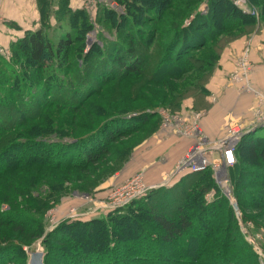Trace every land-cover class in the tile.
I'll use <instances>...</instances> for the list:
<instances>
[{
  "label": "trees",
  "instance_id": "1",
  "mask_svg": "<svg viewBox=\"0 0 264 264\" xmlns=\"http://www.w3.org/2000/svg\"><path fill=\"white\" fill-rule=\"evenodd\" d=\"M37 1L40 27L26 31L10 45V58L0 54V264H27L26 246L41 237L45 264H259L245 238L235 245L239 240L233 238L232 226L239 220L233 206L224 222L220 219L223 201L207 204L205 194L215 187L211 168L187 173L173 186L150 190L104 216L65 220L46 235L48 200L34 196L16 174L36 168L32 180L46 172L52 186L59 170L99 169L102 160H112L111 155L119 156L121 162L127 148L121 143L115 150L114 144L154 123L159 114L156 106L169 97L180 98L179 104L192 98L195 106L205 108L207 84L223 50L249 34L234 35L233 31L254 27L255 16L234 0H209L206 13L198 11L204 0H114L121 11L105 5L98 11L99 22L110 25L116 36L106 37L103 29L98 43L88 50L92 25L86 10L62 0L59 18L70 20L73 30L54 42L48 35L54 0ZM248 4L261 12L264 26V0H248ZM115 74L123 79L149 74L151 84L163 90L144 88L151 97L144 100L145 109L124 107L83 137H53L54 131L63 128L59 112L51 110L78 112L94 95L90 91L94 82L109 81ZM74 123L70 126L76 127ZM240 156L245 168L241 166L239 176L232 179L235 197L243 195L242 205L264 218V171H260L264 169V137L244 136L236 149L237 162ZM252 164L254 168H248ZM159 192L174 196L173 210L147 204ZM246 217L242 213L243 221Z\"/></svg>",
  "mask_w": 264,
  "mask_h": 264
},
{
  "label": "rangeland",
  "instance_id": "2",
  "mask_svg": "<svg viewBox=\"0 0 264 264\" xmlns=\"http://www.w3.org/2000/svg\"><path fill=\"white\" fill-rule=\"evenodd\" d=\"M36 1L37 0H30V1L28 0V3H30L33 8V5L35 6ZM70 1H72L71 3L74 6V0H70ZM109 1H114V0H109ZM202 4H206L207 10H208L209 0H204L199 5L198 7L199 12H201L200 10H201ZM62 6H64L62 0H54L52 4V8H51V13L48 16V20H49L48 26L50 29L48 30V35H49V38L54 42H57L59 38L64 36L67 32H69V30H73V27L70 24V20L59 18V17H62V14L60 15V12H61L60 9ZM99 6L101 7L102 5H99ZM99 6L96 7L94 11H90V12L86 11L88 22H90V24L92 25L87 33L88 50L90 49L92 45H94V43H98L99 34L102 32L103 29H105L106 37L114 38V36H116V31L112 29L110 25L105 24V26H103V24L99 22V17H100V10L98 11V8H100ZM74 8L76 7L74 6ZM189 8L194 9V7L192 6H190ZM253 9L256 11V14L254 16L256 18L255 21H257V23L255 24V26L254 27L249 26V27L241 28L239 30H235L233 31L234 35L242 33V32L253 34L260 27H264L263 25L260 24L261 12H259V10L255 7H253ZM121 10H122L121 7H118L116 9V11H121ZM191 18L186 20V24L188 21L191 20ZM9 51H10V54L8 58L12 56V52L10 48H9ZM121 77H122V74H115L114 78L110 79L109 81L103 82V83L96 80V82H94L93 89L90 90L91 93H94V95L90 97L86 107L83 109H78L79 110L78 112L76 111L73 112V110H70V109H60L59 110L54 107L51 111L57 112V113L59 112L58 113L59 115H57V117L63 129L54 131L53 137L57 136L58 134H68L69 136H67V138H70V137L73 138L76 136L83 137L88 133V131H91L95 128L98 129L104 122H106L111 116H113V113L116 114L124 107L130 110L137 108V110L139 111L145 109L144 108L145 105H143L144 100L151 99V97L149 96V92L146 91L148 90V88H149V91L151 92L152 91L158 92V91L163 90L161 86L158 87L155 84L154 85L151 84V80H149L150 79L149 74H148V77L143 76L140 78H137V77L131 78L130 76H128L123 79ZM169 81L172 82L174 85H177L179 83L178 81H175V80L173 81L171 79H169ZM144 88L145 89L147 88V89L143 90ZM136 94L137 95L140 94L141 97H136L137 96ZM175 97H176L175 99L169 97L168 101H165L164 104H160L156 106V108H158L157 111L159 114H158V117H156V120H154V123L144 127L141 131H139L138 133H135L134 135L130 137L121 138V140H119L118 143L114 144L115 150L118 147H121V143H123L127 148V150L124 151L126 156H124V159L122 158L123 160L121 162L119 160V156L111 155L112 160H106V158L105 160H102L99 169L98 168L91 169L92 168L91 166L90 167L91 170L89 171L74 169L68 172L63 169L59 170V172L56 175V179L53 178L56 181V183H53V184L54 185L58 184L57 187L56 186L54 187V185L48 186L49 184L48 181H50L49 179L51 178L45 175L46 172H39L40 173L39 179H37V181H33L31 176L34 173L36 168H33L31 170H23V171L20 169L21 171L19 173H16L19 175V178L17 180H19L22 184L24 183L26 187L29 186L28 189L29 191L33 192L34 196L38 195L40 199L43 198V199L48 200L49 207L46 209V211H44L45 212V215H44L45 233L44 235L54 231L59 226V224L65 220H76L78 218L80 220L81 219L87 220L89 218L92 219L94 217H101V216L106 215V211L100 208L104 203H106L107 195H108V192L111 190V188L122 180H125L127 178L136 177V176L137 177L141 176L144 182L148 184L146 180V175H147L146 169H139L137 172H134L133 174L127 177H123L122 172L125 170L124 168L127 167V165H129L134 160L136 154H138L140 149L144 147L149 140L152 139L154 134L170 132L172 134L177 135L176 133H174V131L167 130L164 128L163 117L161 113H166L170 115L171 117L189 116L190 112H192L193 114H200L202 117L204 116L201 108L195 105L191 107H186L185 101H187L188 99H192V98L184 99L179 104L180 98H177V96ZM161 98H162V95L159 96V99ZM72 123H74L76 127L74 125L70 126V124ZM64 128H66V130ZM156 128L157 130L154 132L153 135H151L153 133L152 131H154ZM251 135L253 137H256V136L264 137V128L258 129L255 133ZM177 136L184 137L180 135H177ZM184 138H188V137H184ZM191 140L193 144L194 140L193 139ZM241 140L239 141V143L241 142ZM239 143L236 145L235 150H234L235 157H236V149ZM191 146L188 150L191 149ZM113 152L115 151H113L112 149L111 154ZM212 155H213V158H212L213 160L219 161L220 156L218 152H214V154ZM240 160H241V156L239 157L238 162L236 158V163L232 167H230V169L227 171V176L229 177V179H231V182H232V179L234 181L235 178L239 176V169L242 167L245 168L244 166H242ZM250 162L251 160L247 158V163H250ZM255 164L258 165L257 162H255ZM119 167H123V168H120L119 171H116L117 169H119ZM248 168H254L253 164L250 165ZM36 171L38 172V170ZM260 171L261 172L264 171L263 167L260 169ZM182 177H183V174H181L179 177H175L171 181H168L170 180V178H166L165 180H162V182H160V184H164V185L154 190H159L160 188H166V187L169 188L173 186L174 184H176L177 181L182 180ZM212 178L215 181V187L207 191V193L205 194V200L207 204H212V202H214L217 199H219L220 201H223L220 206L222 207L220 219H222L224 222H227L230 206H233V204L228 197L226 188L223 186L224 183H219L214 173H213ZM109 181H111L110 185H108L107 188L104 190L103 185ZM148 185H152V184H148ZM240 189H242V185ZM103 191L105 193L104 196L106 197L100 198L99 193ZM233 193H234V190H233ZM163 194L164 193L159 192L158 195H154L151 201L147 204L151 206L157 205L163 210H166L164 209V206L165 207L167 206L168 209L173 210L175 208L173 206V202L175 200L174 196L167 197L166 194L164 195ZM162 196L164 198H162ZM235 198H236L237 204L240 201L242 208H240L239 206L238 207H239L240 212L242 209L241 214L244 213L245 216H247L246 221H243V220L237 221L238 216L235 213L236 218H237L236 220L237 225L236 224H233V226L231 225L234 231L233 238H235L236 241L239 240L238 242H235V245L240 243L241 238L243 239L245 238L248 244L253 247V250L258 257V261L260 264V260H259L260 258H259L258 253L256 252L254 246L248 241L244 232H245V228H248V230H250L252 234L257 237L258 242L264 245V218H260L259 216H257L256 214L257 212L255 213V211L252 210L251 208H247L246 205L245 206L242 205L243 204L242 200L244 199L243 195H242L243 199L240 197L239 199L237 197ZM20 199H23V198L19 197V200ZM6 206L3 205V209H6V208L8 209V207ZM216 210L217 212H219L218 208ZM89 212H91V214L86 215ZM75 213L79 214L80 217L68 218L69 215L75 214ZM204 224L206 225V227L208 226L207 222H204ZM149 229L151 230L150 226H149ZM11 236L12 235L10 234L9 237ZM43 240H44V237L38 238L33 243H31L30 246H26L25 250L28 255L27 264L29 261L30 253L35 252V251L44 252ZM21 259L23 258L21 257ZM44 263H45V260H44Z\"/></svg>",
  "mask_w": 264,
  "mask_h": 264
},
{
  "label": "crops",
  "instance_id": "3",
  "mask_svg": "<svg viewBox=\"0 0 264 264\" xmlns=\"http://www.w3.org/2000/svg\"><path fill=\"white\" fill-rule=\"evenodd\" d=\"M36 3L32 8L28 0H0L1 48L8 50L26 31L40 27ZM246 48L250 50L248 59L251 72L247 81L238 84L232 76L237 72L238 60ZM207 91L205 100L208 105L202 109L204 116L201 117V127L210 140L222 138L227 124H236L244 130H250L258 122L264 114L261 97L264 93V27L234 40L223 50L218 66L207 84ZM185 104L186 107L195 105L192 99L185 101ZM191 145L190 138L170 132L156 133L124 168L122 175L127 177L139 169H146L148 184H160L171 176ZM110 183L103 185L104 190ZM104 195V191L99 193L100 198L106 197Z\"/></svg>",
  "mask_w": 264,
  "mask_h": 264
},
{
  "label": "built area",
  "instance_id": "4",
  "mask_svg": "<svg viewBox=\"0 0 264 264\" xmlns=\"http://www.w3.org/2000/svg\"><path fill=\"white\" fill-rule=\"evenodd\" d=\"M238 7H240L245 13L252 15L256 14V11L250 7L248 0H234ZM99 5H105L117 9L119 6L114 1L109 0H74V6L82 8L88 12L94 11ZM207 6L202 4L201 13H206ZM190 21L187 22V25ZM250 50L246 48L238 60V70L232 76L233 80L241 84L242 81H247L248 75L251 72V66L248 59ZM0 54L8 58L10 51L0 47ZM264 102V93L261 95ZM263 112V110H262ZM163 117V126L167 130H172L174 133L180 136L188 137L194 140L191 149L188 150L186 155L178 162L173 173L169 177L171 181L175 177H179L181 174L185 175L190 172H201L207 168H211L219 183H224L226 192L232 204L236 203V198L233 193V185L231 179L227 176V171L236 163L235 147L239 141L248 134L254 127L264 128V114L261 115L258 122L250 129L244 130L239 125L228 124L225 127V134L222 138L217 140H210L201 127V115L190 114L189 116L171 117L166 113H161ZM214 152L219 153V161L213 160ZM231 154V156H229ZM164 184H152L148 185L144 182L141 176L127 178L115 184L108 192L107 201L100 209L106 211H116L131 204L133 201L145 196L150 190L159 188ZM238 220H242V214L240 210H236ZM91 212L86 215H90ZM80 217L79 214H71L68 218ZM79 219V218H78ZM245 235L248 241L254 246L256 252L259 255L260 264H264V245L260 244L257 237L252 234L248 228H245Z\"/></svg>",
  "mask_w": 264,
  "mask_h": 264
},
{
  "label": "water",
  "instance_id": "5",
  "mask_svg": "<svg viewBox=\"0 0 264 264\" xmlns=\"http://www.w3.org/2000/svg\"><path fill=\"white\" fill-rule=\"evenodd\" d=\"M258 129H260V127H254L250 132H248L247 135H251L253 133H255ZM234 209L238 210V204L235 203L233 205ZM44 257H45V253L43 251H35L30 253L29 255V261L28 264H45L44 263Z\"/></svg>",
  "mask_w": 264,
  "mask_h": 264
},
{
  "label": "snow or ice",
  "instance_id": "6",
  "mask_svg": "<svg viewBox=\"0 0 264 264\" xmlns=\"http://www.w3.org/2000/svg\"><path fill=\"white\" fill-rule=\"evenodd\" d=\"M229 156H231V154H229Z\"/></svg>",
  "mask_w": 264,
  "mask_h": 264
}]
</instances>
